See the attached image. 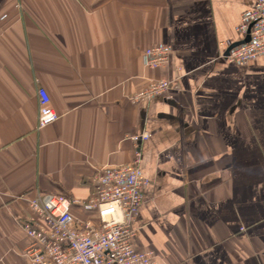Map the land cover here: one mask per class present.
<instances>
[{
    "label": "crops",
    "instance_id": "crops-1",
    "mask_svg": "<svg viewBox=\"0 0 264 264\" xmlns=\"http://www.w3.org/2000/svg\"><path fill=\"white\" fill-rule=\"evenodd\" d=\"M255 1L0 0V264H30V198H89L145 130L135 246L169 264H264V55L226 59ZM161 43L169 63L145 66ZM159 78L171 98L131 102ZM40 87L59 114L42 129Z\"/></svg>",
    "mask_w": 264,
    "mask_h": 264
},
{
    "label": "built area",
    "instance_id": "built-area-1",
    "mask_svg": "<svg viewBox=\"0 0 264 264\" xmlns=\"http://www.w3.org/2000/svg\"><path fill=\"white\" fill-rule=\"evenodd\" d=\"M237 32L243 42L230 49L228 61L244 65L264 55V0H256L243 11ZM171 53L169 43L148 47L143 52L144 64L151 69L163 67ZM173 89V80L153 79L130 99L138 106L158 95L171 98ZM38 96L37 128L42 129L59 114L44 87L38 89ZM150 136L146 130L129 136L137 146L132 160L99 170L89 198L39 192L29 199L30 216L22 227L29 240L25 254L30 264H169L134 244L133 223L143 202V190L150 183L142 171L139 143ZM78 209L83 214H78Z\"/></svg>",
    "mask_w": 264,
    "mask_h": 264
},
{
    "label": "water",
    "instance_id": "water-1",
    "mask_svg": "<svg viewBox=\"0 0 264 264\" xmlns=\"http://www.w3.org/2000/svg\"><path fill=\"white\" fill-rule=\"evenodd\" d=\"M242 42H243V41L239 42V43H238V44H236V45H239V44H241ZM236 45H232V46H231V48H233V47H234V46H236ZM231 48H229V49H228V51H227L226 55L229 53V51H230V49H231Z\"/></svg>",
    "mask_w": 264,
    "mask_h": 264
},
{
    "label": "rangeland",
    "instance_id": "rangeland-1",
    "mask_svg": "<svg viewBox=\"0 0 264 264\" xmlns=\"http://www.w3.org/2000/svg\"><path fill=\"white\" fill-rule=\"evenodd\" d=\"M151 80H153V79H151ZM151 80H150V81H151ZM150 81H149L148 83H150ZM147 85H148V84H147ZM147 85H146V86H147ZM146 86H145V87H146ZM143 88H144V87H143ZM143 88H141V89H143ZM141 89H139V90H141ZM139 90H137V91H139ZM137 91H135L134 93H136ZM134 93H133V94H134ZM133 94H131V96H132ZM131 96H130V98H131ZM130 100H131V99H130Z\"/></svg>",
    "mask_w": 264,
    "mask_h": 264
}]
</instances>
